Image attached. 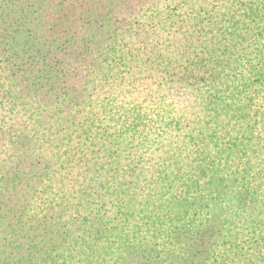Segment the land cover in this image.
Wrapping results in <instances>:
<instances>
[{"label": "trees", "instance_id": "16d2710c", "mask_svg": "<svg viewBox=\"0 0 264 264\" xmlns=\"http://www.w3.org/2000/svg\"><path fill=\"white\" fill-rule=\"evenodd\" d=\"M204 1L191 4L201 19L190 23L195 36L175 41L177 52L172 55L152 60L158 56L150 53L141 59L144 68L138 72L158 73L169 86L159 85L155 101L166 100L174 91L188 112L157 116V129L169 139L161 149L154 147L158 151L146 141L141 146L160 151L152 157L158 163L141 168L131 159L137 153L134 131L147 115H114L104 99L96 110L85 88L87 98L72 106L61 99L43 104L33 96L24 120L0 135L2 150H22L29 161L11 186V196L23 202L20 211L0 202V248L8 252L0 251V264H117L107 252L100 260L95 248L110 237L109 229L114 235L123 224L138 231L145 226L148 238L131 237V250L138 248V253L130 256H122L121 245L122 264L137 259L148 264L161 259L170 264H264V0H214V10L204 8ZM102 56L111 64L108 51ZM127 57L118 60L130 61ZM104 64L97 56L92 66L97 75L88 76L106 93L120 79L115 75L120 68L114 64L106 70ZM18 100L9 106L14 108ZM46 114L48 120L43 121ZM2 168L5 177L9 168ZM68 174L76 176L75 196L65 185ZM63 193L72 197L64 199ZM93 198L95 204L85 209L90 219L84 212L79 221L78 205H89ZM53 200L62 201L65 230L72 221L78 228L47 254L46 237L61 232L51 228L54 217L48 231H41L39 243L24 221L37 218L39 203ZM105 209L109 216L104 220ZM94 218L102 231L91 229ZM159 240L166 251L144 258L145 249L155 252Z\"/></svg>", "mask_w": 264, "mask_h": 264}, {"label": "rangeland", "instance_id": "374dc122", "mask_svg": "<svg viewBox=\"0 0 264 264\" xmlns=\"http://www.w3.org/2000/svg\"><path fill=\"white\" fill-rule=\"evenodd\" d=\"M192 1L0 0V86H4V91H0V135L3 136L11 132L16 123L24 120L33 106V104H27L33 96L43 104L50 105V103L61 99L65 101V106H72L74 103L80 102L82 98H87L83 91L85 88L91 92V100L96 101V110L100 106L99 100L104 99L105 101L109 100L114 115H147L145 123L134 131L136 140L132 142L135 148L133 153L136 151L137 153L131 159L134 166L138 164L141 168L158 163L157 159L152 158L157 153H153V148L158 146L161 149L160 145L169 139V135L161 132V129H157V126L160 125L157 116L160 115L162 118L164 114L176 115L188 114V112L179 102L174 91L168 93L169 98L166 100L156 102L152 97L155 95L154 91L159 88V85L164 89H168L169 86L162 83L158 73L138 71L144 68L141 61L144 56L146 58L150 53H156L158 57H151L153 60L159 59L162 54L172 55L177 52L175 41L180 40L181 42L184 38L188 39L189 36L197 34L196 28L190 26V23L194 19H201L199 13L191 10ZM211 2L213 6L210 5ZM202 5L204 8L214 10L216 4L214 0H205ZM197 37L199 39V35ZM260 40L264 42V39ZM106 51L111 54V64H109L108 56H102V53ZM126 55L130 61L122 63L118 60V56ZM97 56L104 60L106 70H110L114 64L120 68L115 74L120 79L106 89V93L104 89L97 86L99 85L97 81H92L94 84L92 85L91 77L88 76V74L97 75V71L92 68ZM127 62L130 63L128 66ZM122 65H126V67H122ZM40 71L43 72L42 75L39 73ZM14 99L19 100L17 101L18 105L15 104L13 108L9 106V103ZM68 109L69 107L66 112ZM97 114H101V111ZM42 120L47 121L48 114L43 116ZM174 123L175 121L172 125ZM145 141L147 144H152L153 148L147 147V145L141 146ZM2 142L0 138V165L3 164L9 169L5 177L2 176L6 172L4 167L0 170V202L4 201L5 204L12 206L15 212H18L22 208L23 202L11 196V186L15 183L17 171L23 170L24 172L25 163H29V161L22 156L24 154L22 150L6 153L5 150H2ZM18 148L21 146L18 145ZM157 155H160V151ZM49 156L51 153L47 157ZM60 160L62 161L64 158L62 157ZM50 161L48 162L50 163ZM73 162L75 161L73 160ZM29 178L28 175L25 180ZM75 178L74 174H68L64 178L67 182L65 185L73 189V196L76 195L79 188L73 181ZM33 180L31 183L36 185ZM65 193L62 194L64 199L72 197V194L65 196ZM95 201L96 198H93L89 205L85 203L78 205L77 218L79 221L80 219L84 220V212H87L90 219V212L85 209L88 206L91 208ZM39 204L40 207L36 210L37 218H30L29 221L24 222H28V227L32 229L31 235L35 237L36 243H39L42 239L41 231H48L50 218L54 217V220L51 221L53 224L51 228L60 229L61 232L46 237V241L49 238V241L46 242V249L51 251L46 250V252L50 254L58 246H62L69 233H73L78 225L72 221L70 230H65L62 220L64 221L65 216L66 221L67 217L62 209V201H45ZM71 207L77 206L71 204ZM108 212V209L103 211L104 220L109 216ZM94 219L96 221L91 225V229L102 231L103 226L99 223L98 218ZM142 227H144L143 230L138 231L130 225L123 224L119 227L120 231L115 232L114 235L109 229L107 232L110 237L97 242L95 250L98 258L103 259L104 253L107 252L113 258L112 260L116 259L117 264H122L123 262L119 263L118 260L121 255V245H125L122 252L123 257L137 254L138 248L131 250L133 243L131 237L141 234L148 238L145 235L147 228ZM14 238L12 237L10 240ZM162 242L159 240L155 243V246H158L155 248V252L145 249L148 252L144 258L148 259L146 257L148 255L153 257L165 252L166 247L162 246ZM8 248L11 249V246ZM0 251L7 252L5 247L4 249L0 248ZM163 261V259L158 260V264H170V261ZM126 263L148 264V261L139 260L138 263L137 259L126 260ZM240 264L247 263L240 262Z\"/></svg>", "mask_w": 264, "mask_h": 264}]
</instances>
